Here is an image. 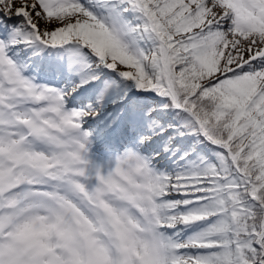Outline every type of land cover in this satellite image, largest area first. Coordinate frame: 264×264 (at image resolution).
I'll list each match as a JSON object with an SVG mask.
<instances>
[{
    "label": "snow or ice",
    "instance_id": "6c2138e0",
    "mask_svg": "<svg viewBox=\"0 0 264 264\" xmlns=\"http://www.w3.org/2000/svg\"><path fill=\"white\" fill-rule=\"evenodd\" d=\"M0 264H264V0H0Z\"/></svg>",
    "mask_w": 264,
    "mask_h": 264
}]
</instances>
